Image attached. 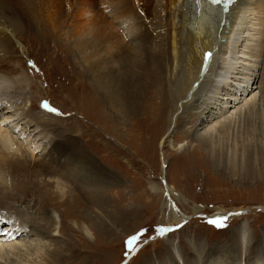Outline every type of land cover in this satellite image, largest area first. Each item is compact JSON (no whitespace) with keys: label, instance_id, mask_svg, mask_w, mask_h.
I'll return each instance as SVG.
<instances>
[{"label":"rangeland","instance_id":"374dc122","mask_svg":"<svg viewBox=\"0 0 264 264\" xmlns=\"http://www.w3.org/2000/svg\"><path fill=\"white\" fill-rule=\"evenodd\" d=\"M56 1L50 2L56 10L50 21L44 15L28 16L22 27L16 28L19 34L15 37L10 23L0 26L14 41L10 55L17 64H11L10 70H14L19 79L24 76L27 82H32L31 85L26 81L18 83L17 89L26 93L22 100L25 104L28 102L27 110H21L19 115L32 118L52 135L51 143L39 147L27 144L35 156L27 160L15 158L19 168L10 164L8 171L3 169V180L8 181L9 175L13 174L21 188L11 189L8 198L0 196V210L11 214L20 212L19 216L27 217V220L34 216L33 220L36 219L29 226L38 231L36 223L42 219V214L55 212L63 221L61 236H43L44 241L48 239L53 244L50 247L55 248L49 263H45L41 253L45 254L46 248L40 249L34 244L36 249L28 243L29 248L27 244L14 246L10 254L7 253L10 259L5 257L3 262L8 261L2 264H56L59 257L61 264H264V152L262 149L255 152L257 144H264L262 95L254 107L245 106V111L237 116L234 112L232 121L202 139L200 136L212 123H203L204 117L199 113L190 115L191 108H196L192 111L198 109L193 102L176 111L180 96H170L174 55L169 53L168 56L164 52L165 39L161 45L163 38L156 40L159 46L154 50L149 48L148 54L153 56V53L154 57L145 60L146 76L139 74L144 85L139 86L134 102L126 101L121 92L123 86L120 88L111 81L108 89L86 73L87 65L73 48L77 36L72 37L68 32V22L72 20L70 7L65 0ZM157 2L164 4L165 0L147 1L153 6L158 5ZM101 7L106 8V5L103 3ZM166 12L164 15L172 26V12ZM190 16L192 23L208 27L215 35L214 15L203 17L197 12ZM156 17L149 13L139 16V25L143 26L138 29L145 30L148 22L155 21ZM52 19L61 22L63 30L56 29L55 22L51 24ZM122 28L129 38L130 31ZM261 43L264 47V38ZM181 50V53L186 52V46L183 45ZM184 59L186 62L187 58ZM180 62H185L181 59L178 62V68L182 69ZM260 64L255 86L261 85L262 89L264 61ZM116 65L108 64L113 75H117ZM106 72L110 75L108 70ZM199 83L196 82L188 97ZM245 97L227 108L219 119L231 115L250 95ZM41 101L54 111L43 108ZM7 112L8 109L5 115ZM175 112L179 115L177 125L162 147L171 115ZM217 120L211 122L214 124ZM2 121L0 119V123ZM19 130L15 131L14 137L20 138V132L24 131ZM18 141L22 142L21 139ZM78 141L84 149L75 148ZM57 142L66 148L65 151L62 147L67 157V150L69 153L77 150L76 157L84 171L93 170L97 175L94 183L83 180L79 184V180L73 178L76 172L71 174L65 166L67 159L55 160L52 151ZM211 153L215 158L210 157ZM163 156L169 160L163 178L166 175V181L179 194L174 196L179 207L175 211L181 216L179 221L175 219V214H179L166 206L160 179ZM87 188L96 194L87 193ZM25 193H28L26 202L16 200ZM91 211L97 218L94 221L88 216ZM157 233L160 235L148 240ZM134 235L137 239L129 244V238ZM28 239L23 237L19 241ZM34 254L36 257L32 256Z\"/></svg>","mask_w":264,"mask_h":264},{"label":"bare ground","instance_id":"6f19581e","mask_svg":"<svg viewBox=\"0 0 264 264\" xmlns=\"http://www.w3.org/2000/svg\"><path fill=\"white\" fill-rule=\"evenodd\" d=\"M51 1L0 0V26L7 24V22L10 23L11 30L15 37V35L19 34H17V30L22 27L23 21L27 19L28 16L35 18V15H44L48 17L47 21H50V17L55 10L50 4ZM147 1L152 2L153 0H65L64 3L70 7V16L72 19L70 20L71 22H68L70 25L68 32L72 37L75 35L77 36L73 48L87 65L86 73L91 75L96 83L108 89L111 81L120 86V88L123 86L124 91L121 92H123L126 101L130 99L131 102H134L135 98H138L139 86L144 85V82L139 80L141 77L139 74H142V77L146 76L147 68H145L144 63H147V59H153L154 57L153 53V56L148 54L149 48L151 50L155 48L158 45L156 40H161L163 38L160 45L164 44L165 39L164 52L168 56L169 53L174 55L173 77L171 78L174 82H172L170 86L171 89L169 93L171 95H169L171 97L177 95V98L180 96L176 111L181 107L186 108L190 105V102H193V105H196L198 109L192 111L196 108H191L190 115L199 113V115H203L204 117H201L203 123L207 121L212 123L210 128L206 129L205 134L200 136L202 139L208 135V133H210V135L214 133L219 129V126L232 121L234 112L237 116L241 114L242 111H245V106L251 105L254 107L261 98V95L264 98V94H262L264 88L261 89V85L255 86L257 68L261 65L260 61H264V47H262L263 43H261L262 38H264V0H237L229 7L228 12L223 11L221 4L215 5L210 0H165L164 4L157 2L158 5L156 6L147 3ZM103 3L106 5V8L101 7ZM168 10L172 12V26L164 15V12ZM197 12L201 13L203 17L204 15H214L216 21L215 35H213L208 27L204 28L202 24L198 22L192 23L190 14L194 15L197 14ZM148 13L151 15L155 14L157 16L156 20L149 21L148 26H145V30H139L138 27L141 28L143 26L139 25V16H146ZM43 20L45 19L43 18ZM52 21L55 22L56 29L63 30L60 27L62 24L61 22L52 19L51 24H53ZM51 26L53 27V25ZM121 27L130 31V37H127L128 39L124 34L126 31L123 33V28L121 29ZM13 45V38H11L10 35L8 36L4 29L0 27V119L3 120L0 123V178L4 176L3 173H5V171L3 172V169L8 171L10 164H13L15 168H19V164H16L15 158H24L27 160L35 156L28 150L30 146L39 147L40 144L46 142L51 143L52 141V135L38 126L39 124L35 120L33 121L32 118L19 115L21 110H27L28 102L25 104V101L22 100L24 97L23 95L26 94L25 91L17 89V87L20 86V84H18L19 81H26L24 79L25 77L22 76L19 79L17 74L15 75L14 70H10L9 68L11 64H17L12 60L14 56L10 55L12 54L11 48ZM183 45L186 46L187 50L181 53V47H183ZM182 54L185 56L183 57ZM208 54H212L210 59H208ZM182 58H187L186 62L185 59L183 60ZM172 59L173 57L171 60ZM180 59L182 62H185H180L182 64V69H180L181 67L178 68L180 66H178ZM108 64L118 65L117 75H113L112 68H108ZM15 69L17 70L19 68ZM107 70L110 75L106 72ZM197 81L200 82L197 89H195L191 97H188L187 95L190 94V90ZM130 82L133 84L131 83L132 85L130 84L131 86L127 87ZM27 83L30 85L32 84V82ZM256 89H259V92ZM254 91L255 93H253ZM196 95L197 97L194 98ZM248 95H250V97L247 98L246 103L239 104L240 107L235 111L233 110L232 113L230 112L231 115L228 114L229 116H223L224 119H219V117L227 112V108L234 106L233 104L235 103H240V101H242L245 96L248 97ZM190 98L195 100H189ZM28 100H32L31 97H28ZM40 103H43V101ZM7 109L8 114L5 115ZM217 118V123L219 125L211 122L212 120L215 122ZM178 119L179 115L176 114V112L171 115L167 134H165L164 139L162 138V147L166 139L169 138V135L174 132ZM19 128H22L24 132H20V138L14 137L13 134L15 131H20ZM18 139H21L22 142H19ZM78 142L79 144H77ZM78 142H74L77 144L75 148L78 150L84 149L80 141ZM60 143L53 145L54 151L52 152L54 153L55 160L61 162L63 159H67L65 166L70 169L68 170L71 174H73L74 171L76 172L73 174V178H77L79 184L81 181L84 182L83 180L94 183L98 178L97 175H95L93 170L84 171L83 164L76 157L75 152H77V150L75 149V152L73 151L74 153H69L67 150V157L64 155L63 146L61 147L60 145L62 144ZM27 144L30 146L28 147ZM256 146L258 150H255V152L258 153L259 149H262L264 152V144H257ZM63 148L66 151V148ZM43 149L42 151H44ZM30 150L32 151V148ZM210 157L215 158L212 153ZM168 166L169 160L163 156L161 160L162 176L160 179L163 182L167 199L166 206L169 205L174 214H179H175V219L179 221L181 218L180 213L175 211L179 209V207L175 204L176 201L174 200V196L178 197L179 194L168 181L164 182L163 178V174H167ZM15 168H13L14 171ZM84 172H86V174H84ZM166 177L165 175V178ZM7 179L8 181H6V179L3 180V178L2 180L0 179V196L8 198V195L12 194L11 189H19L21 187H19V180L15 175L10 174ZM81 189L85 190L82 187ZM86 191L87 193L96 194L92 189L87 188ZM26 194L28 193H25L23 197H16V200H19L21 203L24 201L26 202ZM54 213L42 214V219L37 220L38 222L36 221L39 231L37 228L32 229V225L29 224L36 219L34 218L33 220L34 216L30 220H27V217L21 216L23 220L25 219V222L17 223L10 218L11 214H6V222H3V224L0 223V229L5 232L0 236L2 237V239H0V264L8 261L5 259L3 262L5 257H9L10 259L7 253L9 252L10 254L14 246L17 247V245L20 244H27L28 247V243L29 245L36 244L40 249L41 247L46 248L44 249V251H46L45 254L43 252L41 253L45 257L43 258L45 263H49L50 258L53 256L52 250L55 248L52 249V247H50L53 245L51 241L48 242V239L44 241L43 236H47V238L61 236L60 232L63 225L61 217ZM224 214L223 216L221 215L222 219H224ZM88 216L91 220L97 219L93 211L88 212ZM33 230H35V232ZM241 231L244 230L241 228ZM245 233L244 231L243 234ZM19 234L29 239L27 241H19L23 239V237L20 239L17 238ZM21 247L24 248V246ZM20 251L18 252L20 253ZM23 252L24 251H22V253ZM29 252L30 250L28 253ZM25 253L26 251L24 254ZM32 256L36 257L35 254ZM35 257H33L34 260ZM60 259L61 257L58 258L56 264H61ZM34 263H37V261ZM42 263L45 264L44 262Z\"/></svg>","mask_w":264,"mask_h":264},{"label":"water","instance_id":"95a60500","mask_svg":"<svg viewBox=\"0 0 264 264\" xmlns=\"http://www.w3.org/2000/svg\"><path fill=\"white\" fill-rule=\"evenodd\" d=\"M211 55L212 54H208V59H210L211 58ZM164 181H166V179H165V177H164ZM230 214H233V212H230ZM163 231V230H162ZM160 233H157V234H155V235H153L152 237H150L148 240H150V239H153V238H155L157 235H159ZM147 241V240H146ZM127 260V259H126Z\"/></svg>","mask_w":264,"mask_h":264},{"label":"snow or ice","instance_id":"6c2138e0","mask_svg":"<svg viewBox=\"0 0 264 264\" xmlns=\"http://www.w3.org/2000/svg\"><path fill=\"white\" fill-rule=\"evenodd\" d=\"M136 239H137V237L134 235V236H132V237L129 238L128 243L131 244Z\"/></svg>","mask_w":264,"mask_h":264}]
</instances>
